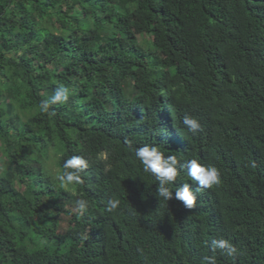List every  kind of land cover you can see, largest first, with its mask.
Returning <instances> with one entry per match:
<instances>
[{
	"label": "trees",
	"instance_id": "trees-1",
	"mask_svg": "<svg viewBox=\"0 0 264 264\" xmlns=\"http://www.w3.org/2000/svg\"><path fill=\"white\" fill-rule=\"evenodd\" d=\"M145 144L221 183L193 209L159 200ZM72 155L90 167L64 190ZM217 238L240 251L217 264H264V0H0V264H203Z\"/></svg>",
	"mask_w": 264,
	"mask_h": 264
},
{
	"label": "clouds",
	"instance_id": "clouds-1",
	"mask_svg": "<svg viewBox=\"0 0 264 264\" xmlns=\"http://www.w3.org/2000/svg\"><path fill=\"white\" fill-rule=\"evenodd\" d=\"M73 95L72 90L64 85L57 86L50 98L42 100L39 109L42 113L55 115L52 105H65ZM182 123L186 130L193 136L201 132L202 125L200 121L190 115H184ZM135 158L142 165L143 172L151 174L157 182L156 196L158 199L169 202L173 198L181 201L186 209H193L197 205V198L201 189H212L221 183V174L219 169L211 164H203L197 159H190L180 163L175 155H165L155 145L145 144L134 150ZM90 167L88 159L80 155H72L64 159L62 171H53L50 173L53 180L58 183V187L64 190L70 186H76L84 183L82 173ZM182 169L187 170V176L197 185L193 191L188 183L182 187L176 186V181ZM175 195L173 196V189ZM121 201L116 198L109 199L105 210L109 213L120 208ZM89 202L86 199H77L75 202V211L81 216L88 212ZM212 255L203 257V264H217L216 254L219 253L230 259H235L239 254V249L225 238L212 239L210 243Z\"/></svg>",
	"mask_w": 264,
	"mask_h": 264
},
{
	"label": "rangeland",
	"instance_id": "rangeland-1",
	"mask_svg": "<svg viewBox=\"0 0 264 264\" xmlns=\"http://www.w3.org/2000/svg\"><path fill=\"white\" fill-rule=\"evenodd\" d=\"M147 39H148V37H143V38L139 37V38H138L139 45L142 46V48H144V46H145V41H146ZM153 50H154V46L151 45V47L149 48V51H153ZM65 231H66V227H65L64 231L61 232V234H64ZM40 244H41V245H46V244H47V241H46V240H43V241L40 242Z\"/></svg>",
	"mask_w": 264,
	"mask_h": 264
}]
</instances>
